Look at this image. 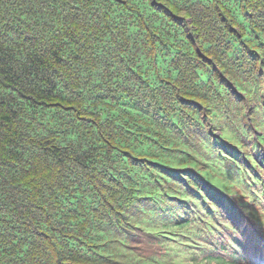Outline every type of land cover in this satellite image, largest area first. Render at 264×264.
<instances>
[{
    "label": "trees",
    "instance_id": "1",
    "mask_svg": "<svg viewBox=\"0 0 264 264\" xmlns=\"http://www.w3.org/2000/svg\"><path fill=\"white\" fill-rule=\"evenodd\" d=\"M263 158L264 0H0V264L237 262Z\"/></svg>",
    "mask_w": 264,
    "mask_h": 264
},
{
    "label": "rangeland",
    "instance_id": "2",
    "mask_svg": "<svg viewBox=\"0 0 264 264\" xmlns=\"http://www.w3.org/2000/svg\"><path fill=\"white\" fill-rule=\"evenodd\" d=\"M227 134L230 135V133L228 132V130H224ZM262 165H263V168H264V160L262 161ZM229 176L227 173L225 172H221L219 173L218 176L216 177H213V180L214 181H218V182H227V180H229ZM231 180V179H230ZM241 197V195H240ZM249 205H250V211L253 213V215L257 218V220L259 222L262 223V225L264 226V210L263 209H260L259 208V203H257L253 208H256V211L254 212L253 209H252V206H253V198L250 197L249 198ZM241 201H246V199L244 197H241ZM255 202V201H254ZM246 208L249 210V207L246 206ZM221 211H225L222 206H221ZM226 212V211H225ZM230 211H228V213L226 214H229ZM244 212H247V211H244ZM227 217L226 216H222L223 219H225ZM232 222L238 224V226L240 227V230H241V217L240 216H232L231 218H229ZM262 229L259 230L258 232V235H263L264 234V228L263 227H260ZM226 232V236L229 237V238H233L237 241H239V238H242L243 240V243L248 246L249 248H256L258 249L260 252H263L264 249H261V245L259 242L257 241H254V242H250V241H245L243 235L241 233H237V234H232L229 230H225ZM218 242H221L222 244H224V241H220L218 239ZM171 252L175 253L173 256H171V258H167V259H161L162 263L164 264H207L206 261H204V257L201 256V255H196V254H192L190 252V250H184L182 249V251H179V250H174V249H170ZM227 254H225L226 256V259L230 262V264H247V261L250 260L248 258H243V259H240L238 260L237 262H234V259L232 257V250H228L226 252ZM252 260H257L259 258H257L255 256V254L253 253L252 257H251ZM263 259V258H262ZM255 262L254 261H251L249 264H254ZM152 264V263H151ZM215 264V263H214Z\"/></svg>",
    "mask_w": 264,
    "mask_h": 264
},
{
    "label": "clouds",
    "instance_id": "3",
    "mask_svg": "<svg viewBox=\"0 0 264 264\" xmlns=\"http://www.w3.org/2000/svg\"><path fill=\"white\" fill-rule=\"evenodd\" d=\"M263 160H264V158H263ZM257 163H258V164H261V166L263 167V165H262V161L257 160ZM255 165H256V164H255Z\"/></svg>",
    "mask_w": 264,
    "mask_h": 264
}]
</instances>
